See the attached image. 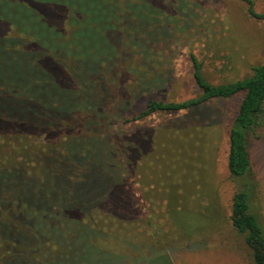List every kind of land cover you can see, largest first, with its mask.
Masks as SVG:
<instances>
[{
    "label": "rangeland",
    "instance_id": "374dc122",
    "mask_svg": "<svg viewBox=\"0 0 264 264\" xmlns=\"http://www.w3.org/2000/svg\"><path fill=\"white\" fill-rule=\"evenodd\" d=\"M251 1L254 11L264 14V0ZM180 4L152 2L162 12L156 11L149 26L159 23L166 32L149 52L159 57V67L145 80L146 92L131 98L124 90L140 83L139 49H131L127 68L116 61L115 70L123 72L108 83L105 114L92 129L94 143L76 151L80 157L71 161L79 164L84 158L78 175L69 177L65 168L58 169L55 183L69 184L64 208L75 217L65 219L74 235L69 247L62 248L67 253L61 264H251L243 235L229 222L234 183L225 166L227 130L241 95L186 111L156 112L135 122L124 123L118 115L141 108L148 96L174 101L192 96L189 52L212 84L246 76L264 60V21L247 16L243 1L189 0L185 16L176 13ZM247 150L259 182L250 211L264 230V103L262 125L247 134ZM9 154L0 146V171ZM20 175L25 177L23 170ZM15 179L0 176V264H27L26 256L17 253L28 244L22 232L36 216L52 240L58 235L46 226L64 220L56 211L50 217L43 195L36 198L21 177ZM38 189L43 193L40 184ZM24 203L34 208L32 220ZM94 220L95 231L82 224Z\"/></svg>",
    "mask_w": 264,
    "mask_h": 264
},
{
    "label": "trees",
    "instance_id": "16d2710c",
    "mask_svg": "<svg viewBox=\"0 0 264 264\" xmlns=\"http://www.w3.org/2000/svg\"><path fill=\"white\" fill-rule=\"evenodd\" d=\"M153 1L0 0V146L10 153L0 176L15 182L16 177H21L25 186L37 193L36 198L43 195L45 212L51 210L50 217H55L56 211L64 219L46 226L58 235L55 240L46 238L39 215L35 223H27V230L22 233L28 244L17 253L26 256L23 258L27 264H61L59 259L66 257L62 248L69 247L74 231L65 219L75 217L64 208L69 184L55 183V178L59 168L68 171L66 176L78 175L84 158L79 159V164L71 161L80 157L76 151L90 149V141L94 143L92 129L100 125L105 114L103 98L108 83L123 72L115 70L116 61H120L118 66L127 68L124 63L128 62L131 49H139L135 59L139 62L136 66L140 69V83L124 89L131 98L135 93H145L147 82L157 72L159 57L149 52L166 28L159 23L149 26L156 21V11L162 12L159 7L153 9ZM179 1L176 13L185 16L183 11L189 0ZM241 1L246 5L247 16L264 21V14L254 11L251 0ZM188 59L192 96L180 101L148 96L141 108L129 110L124 116L120 113L119 118L124 123L135 122L156 112L186 111L211 100L241 95L226 135L225 166L234 183L229 222L237 234L243 235L250 263L264 264V230L250 211L259 182L251 170L247 150V134L263 121L264 60L251 66L246 76L212 84L205 79L202 63L192 52ZM21 170L25 177L20 175ZM24 204L27 218L32 220L29 215L34 208ZM95 222L82 224L95 231Z\"/></svg>",
    "mask_w": 264,
    "mask_h": 264
}]
</instances>
